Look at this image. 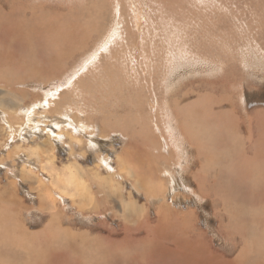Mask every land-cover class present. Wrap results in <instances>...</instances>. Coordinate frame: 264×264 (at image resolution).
<instances>
[{
    "label": "rangeland",
    "instance_id": "obj_1",
    "mask_svg": "<svg viewBox=\"0 0 264 264\" xmlns=\"http://www.w3.org/2000/svg\"><path fill=\"white\" fill-rule=\"evenodd\" d=\"M0 82V264H264V0H0Z\"/></svg>",
    "mask_w": 264,
    "mask_h": 264
},
{
    "label": "bare ground",
    "instance_id": "obj_2",
    "mask_svg": "<svg viewBox=\"0 0 264 264\" xmlns=\"http://www.w3.org/2000/svg\"><path fill=\"white\" fill-rule=\"evenodd\" d=\"M41 36V35H40ZM250 40V39H249ZM251 54V53H250ZM64 55V54H63ZM54 66V65H53ZM33 68V67H32ZM38 78V77H37ZM165 81V80H164ZM1 83V82H0ZM164 95V94H163ZM163 98V97H162ZM174 106V105H173ZM176 114V113H175ZM211 117V116H210ZM202 119V118H201ZM257 121V120H256ZM256 123V122H255ZM261 123V122H260ZM260 123H258L259 125H260ZM257 124V125H258ZM256 126V125H255ZM261 126V125H260ZM262 129V128H261ZM262 132V131H261ZM200 133V132H199ZM229 133V132H228ZM261 134V133H260ZM252 135V134H251ZM258 135V134H257ZM263 135H264V133H263ZM195 137V136H194ZM248 137V136H247ZM260 137V136H259ZM262 139V138H261ZM231 140V139H230ZM254 140L256 141V139L254 138ZM195 141V140H194ZM199 141V140H198ZM201 141V140H200ZM199 141V142H200ZM254 141V142H255ZM191 142V141H190ZM212 142V141H211ZM258 142V141H257ZM208 143V142H207ZM237 143V142H236ZM255 144V143H254ZM253 144V145H254ZM256 144H259V142L258 143H256ZM218 146V145H217ZM221 146V145H220ZM257 146V145H256ZM259 152V151H258ZM199 153V152H198ZM197 153V154H198ZM243 154H244V152H243ZM201 155V154H200ZM255 156V155H254ZM72 169H74V168H72ZM75 170V169H74ZM67 173V172H66ZM72 175V174H71ZM64 176V175H63ZM68 177V176H67ZM70 182V181H69ZM64 195H66V194H64ZM260 196H262V195H260ZM259 203H260V201H259ZM44 207V206H43ZM81 207V206H80ZM40 208V207H39ZM255 208V207H254ZM264 208V207H263ZM255 210H256V208H255ZM261 210V209H260ZM263 210V209H262ZM256 212V211H255ZM254 212V213H255ZM262 212V211H261ZM260 214V213H259ZM262 214V213H261ZM8 215V214H7ZM54 215V214H53ZM253 215V214H252ZM263 215V214H262ZM253 216H255L254 218H256V216H257V214H255V215H253ZM10 217V216H9ZM51 217V216H50ZM53 217H55V216H53ZM56 218H58L57 216H56ZM55 218V219H56ZM245 218V217H244ZM260 218H261V216H260ZM261 219H263V218H261ZM4 220V219H3ZM52 220V219H51ZM256 220V219H255ZM252 221H254V219H252ZM51 222V221H50ZM53 222V221H52ZM3 223V222H2ZM56 223V222H55ZM256 223V222H255ZM260 223V222H259ZM52 225H54V224H52ZM54 227V226H53ZM252 227H253V225H252ZM23 228V227H22ZM59 229V228H58ZM243 229V227L241 228V230ZM255 229V228H254ZM25 230V229H24ZM23 230V233L22 234H25L24 236H23V238H24V240H29V239H32L33 238V232L32 233H28V232H26V231H24ZM253 230V229H252ZM257 231L259 230V229H256ZM45 230H43L42 232L43 233H45V234H47L46 232H44ZM58 231V230H57ZM254 231V230H253ZM257 231H256V233H257ZM40 232V231H39ZM61 232L62 233H69V232H66V229L65 230H61ZM148 232V231H147ZM244 232V231H243ZM238 233V232H237ZM252 233V232H251ZM254 233H255V231H254ZM259 236L257 237L256 236V241H258V238L259 239H261L263 242H264V231L263 230H260L259 232ZM257 233V234H258ZM198 234V233H197ZM199 235V239L198 238H196L197 240H196V244L195 245H200L201 243H202V245H203V247H204V250H209V251H205V253L206 254H208V255H210L209 254V252H211L212 250L208 247V245L209 244H207L206 242H203V241H201V239H202V237H201V234H198ZM237 235H239V234H237ZM34 236H39V235H34ZM40 236H42V235H40ZM70 236V235H69ZM193 236V235H192ZM196 236V235H195ZM228 236V235H227ZM251 236H252V234H251ZM254 236V235H253ZM43 237V236H42ZM44 237H49V236H46V235H44ZM43 237V238H44ZM238 237H240V236H238ZM21 238H22V236H21ZM23 238H22V240H23ZM27 238V239H26ZM229 238V237H228ZM243 238H245L244 236H243ZM0 239H1V237H0ZM250 239V238H249ZM254 240V239H253ZM252 240V241H253ZM1 241V240H0ZM42 243H41V245L43 244V240H40ZM245 241V240H244ZM2 242V241H1ZM136 242V241H135ZM194 243V242H193ZM248 243H249V241H248ZM251 243V242H250ZM250 243H249V245H250ZM46 244V243H45ZM130 244V243H129ZM252 244H254V241H253V243ZM251 244V245H252ZM0 245H1V247H5L6 245H7V240H6V242H2V243H0ZM44 245V244H43ZM156 245H158V244H156ZM255 245H256V243H255ZM197 246L195 247L194 246V244H191L190 246H189V248H188V246L187 247H185V249L186 248H188V251H186V252H189V251H191V250H189V249H193V250H195L196 251V248H197ZM243 246V245H242ZM7 247V246H6ZM251 247V246H250ZM260 247V246H259ZM258 247V248H259ZM231 248H233L234 249V247L232 246ZM4 249V248H3ZM241 249V248H240ZM262 251H264V246H262ZM260 248H259V250H261ZM0 250H2V249H0ZM192 250V251H193ZM29 250H26L25 252H28ZM51 251H54V249H52ZM194 251V252H195ZM240 251V250H239ZM249 251V250H248ZM256 251H257V247H256ZM142 252V251H141ZM141 252H139V253H141ZM161 252H163L162 250H161ZM254 253V252H253ZM259 253H260V251H259ZM28 254V253H27ZM137 254V253H136ZM150 254V253H149ZM239 254V253H238ZM242 254V253H241ZM240 254V255H241ZM246 254V253H245ZM245 254H243V255H245ZM247 254H248V252H247ZM251 254V253H250ZM257 254V253H256ZM131 255V254H130ZM133 255H134V253H133ZM138 255V254H137ZM236 255V256H235ZM235 257H234V259L233 260H238L239 259V255H237L236 253H235ZM242 255V256H243ZM112 256V255H111ZM150 256V255H149ZM241 256V257H242ZM246 256H249V255H246ZM251 256V255H250ZM254 256V255H253ZM136 257V256H135ZM184 257V256H183ZM218 257V256H217ZM112 258H114L115 260H114V262H113V264H133L130 260L126 263V258H122V257H118L117 255L116 256H113ZM143 258V257H142ZM147 258V257H146ZM145 258V259H146ZM165 258V257H164ZM111 258H109L108 260H105V262L106 261H109ZM148 259V258H147ZM151 259V258H150ZM218 259V258H217ZM45 260H47L48 261V264H68V258L66 257V256H64V254L63 253H57V252H51V254L48 256V259H45ZM141 260V259H140ZM149 260V259H148ZM147 260V261H148ZM142 261V260H141ZM150 261V260H149ZM148 261V262H149ZM75 262H77L78 263V261H75ZM136 263V262H135ZM171 263V262H170ZM29 264V263H28ZM42 264V263H41ZM100 264V263H99ZM174 264V263H173Z\"/></svg>",
    "mask_w": 264,
    "mask_h": 264
},
{
    "label": "crops",
    "instance_id": "obj_3",
    "mask_svg": "<svg viewBox=\"0 0 264 264\" xmlns=\"http://www.w3.org/2000/svg\"><path fill=\"white\" fill-rule=\"evenodd\" d=\"M241 221H243V219L241 220ZM242 223V222H241ZM222 239H223V237H221ZM224 240V239H223ZM224 241H226V242H228V243H232L230 240H228V239H226V240H224ZM236 244L237 243H239V241L238 240H236V241H234Z\"/></svg>",
    "mask_w": 264,
    "mask_h": 264
}]
</instances>
